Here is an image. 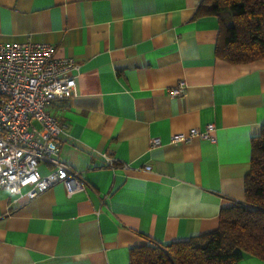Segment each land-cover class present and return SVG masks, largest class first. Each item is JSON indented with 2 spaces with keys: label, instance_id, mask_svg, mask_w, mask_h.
<instances>
[{
  "label": "crops",
  "instance_id": "0c3cea01",
  "mask_svg": "<svg viewBox=\"0 0 264 264\" xmlns=\"http://www.w3.org/2000/svg\"><path fill=\"white\" fill-rule=\"evenodd\" d=\"M202 1L0 0V44H50L79 67L77 95L48 110L67 126L59 158L85 185L35 199L0 190V264H131L132 249L213 232L245 202L264 61L218 59L220 24L197 15ZM208 125L214 142H170Z\"/></svg>",
  "mask_w": 264,
  "mask_h": 264
},
{
  "label": "built area",
  "instance_id": "2783aa9c",
  "mask_svg": "<svg viewBox=\"0 0 264 264\" xmlns=\"http://www.w3.org/2000/svg\"><path fill=\"white\" fill-rule=\"evenodd\" d=\"M79 67L71 57H58L56 47L46 43L0 44V190L35 199L58 183L69 196L84 190L79 173L60 160L59 136L66 123L49 112L58 100L77 95ZM182 81L171 95L182 96ZM215 127L193 129L171 137L172 144L190 143L195 138L215 141ZM162 140L151 139V148ZM113 167V160L106 157ZM50 163L54 169L41 175L39 167Z\"/></svg>",
  "mask_w": 264,
  "mask_h": 264
},
{
  "label": "trees",
  "instance_id": "16d2710c",
  "mask_svg": "<svg viewBox=\"0 0 264 264\" xmlns=\"http://www.w3.org/2000/svg\"><path fill=\"white\" fill-rule=\"evenodd\" d=\"M197 15L216 17V57L231 65L264 61V0H203ZM247 255L264 262V127L252 139L245 202L222 210L219 228L186 241L150 240L130 252L131 264H238Z\"/></svg>",
  "mask_w": 264,
  "mask_h": 264
}]
</instances>
